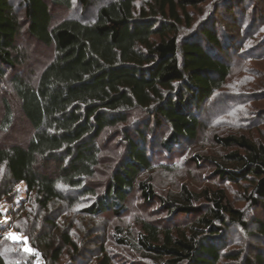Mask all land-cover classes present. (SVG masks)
Masks as SVG:
<instances>
[{"label":"trees","instance_id":"1","mask_svg":"<svg viewBox=\"0 0 264 264\" xmlns=\"http://www.w3.org/2000/svg\"><path fill=\"white\" fill-rule=\"evenodd\" d=\"M201 3L0 0V208L10 207L0 212V264H33L25 242L44 264L69 252V264H264V220L250 225L224 188L252 182L245 200L264 214V144L220 129L226 112L212 104L234 66L254 57L240 48L230 55L213 27L182 42ZM91 7L92 21L56 15ZM237 10L228 8L229 22ZM23 41L51 56L35 60ZM247 120L250 130L263 122ZM207 138L224 154L188 152ZM185 154L196 169L209 163L218 186L178 179ZM157 172L176 179L163 194ZM109 213L110 238L75 225ZM232 228L250 241L235 251ZM13 230L25 241H13Z\"/></svg>","mask_w":264,"mask_h":264},{"label":"rangeland","instance_id":"2","mask_svg":"<svg viewBox=\"0 0 264 264\" xmlns=\"http://www.w3.org/2000/svg\"><path fill=\"white\" fill-rule=\"evenodd\" d=\"M104 1L105 0H100V2ZM235 1H238V3H234ZM239 4L241 5V7L239 6ZM233 6H235V9L238 8L236 14L238 20L236 21V23L229 22V15H227L228 8ZM74 11L75 12L71 14L68 13L66 15L65 13L63 14V12L60 11L56 15L58 18H62L63 15L64 17L68 15L70 17L82 15L84 21L87 19L88 21H92L95 14V7H91L87 11L81 9H75ZM189 12L192 16L193 22L190 27L184 26L182 28V42L186 39L197 40L198 35H196V33L198 34L199 30L203 26L213 27L222 36V40L225 42L227 48H230V55H233V52L239 51L240 48V53L246 51L247 54L249 53L254 57L253 59L249 60V62H245L243 64L238 62L237 65L234 66L235 69L233 70L228 86L221 92V94L215 99V102H213L212 104L214 107L213 112L215 114L222 110L223 112H226V116L223 118L224 122H221L223 126L219 127L220 129L235 127L233 129H230L229 131L243 132L245 134L247 133L248 135L251 134L257 139V141L264 144V0H202V3L197 9H190ZM238 25L240 26L239 29H235L238 28ZM23 44H25V49L33 51L32 53H34V59L39 60L41 63L45 62L46 59L51 56V53L42 47L25 41H23ZM0 94L2 95L1 92ZM15 102L16 101H14V103ZM234 105L235 107L232 108ZM255 117L262 119L263 122L256 129L250 130L251 128H247V118L253 120V118ZM209 121L211 120L209 119ZM255 122L251 121V123ZM22 126L23 124H20L15 133L18 132L20 134V129L22 128ZM247 130L250 131L246 132ZM190 147L191 148L188 151L189 153H191V150H194V153L197 151L200 154L202 153L201 155H203L204 157H212L215 154L216 156L224 154V151L219 150L217 147H215L212 140L208 138L205 139L203 143H196L195 145H191ZM185 155V165L183 164V160L176 161L178 166H185L181 168V170H184L180 172L183 175L178 176L180 174L178 173L179 171L176 172L178 174L175 173L178 179L181 178V180L184 181V177L186 175L188 181L194 186V188H197V186H199L200 188L204 186H218V181L213 174L214 169L209 165V163H205L203 164L202 168L196 169L192 162L188 163L190 155ZM196 173H198V176ZM199 175L202 177V179H206L204 183L199 182ZM174 180L176 179L174 178L173 181ZM154 181L156 184V189L161 194L166 191V188L168 186H171V184H175L173 181H167V179H165L160 172H157L155 174ZM2 184L3 177L0 178V187ZM224 188L226 189L228 199L230 200L232 205L235 206V208L243 210L246 213V220L247 222H251L250 225H252V221L255 218L264 220V214L262 212H257L256 210L254 211L252 206H250V204L245 200V196L247 197V195L252 192V182H241L238 185L225 183ZM21 189H24L23 186L21 187ZM134 203L137 206V210L143 205L142 201H138V199H135ZM152 206V210H157L158 208H160L159 201H156ZM8 210H10V207L8 205H3L0 208V212L4 213L5 216ZM110 213L97 220L87 219L88 222H86V220H83V217H78V219L76 220L77 223L75 225L80 229L79 231H83L86 225L91 229H94L96 231L98 230V232L101 231V234L102 232H106L108 234V237L110 238L111 228L115 225V217H113ZM133 215V217H136L137 213L135 212L133 213ZM162 217L165 218L166 216ZM69 218L72 219L71 216ZM131 219L133 218H130L129 216L128 220ZM251 228H253V226H251ZM79 231H73L74 235L76 233H80ZM230 231L228 234V238L229 240L233 241L234 245H231L229 250L235 251L236 249L241 248V243L243 245V243L247 244L248 242H250L248 237H246L238 228H232V231ZM9 234L13 241H25L24 236L14 230L10 231ZM12 237L19 238L16 239ZM23 248L33 256V264H44V262H42L43 258L41 257V254L36 249L32 248L28 242H25ZM72 255L73 253L69 252V255L63 258L59 264H69V260ZM144 264L148 263L145 262Z\"/></svg>","mask_w":264,"mask_h":264},{"label":"snow or ice","instance_id":"3","mask_svg":"<svg viewBox=\"0 0 264 264\" xmlns=\"http://www.w3.org/2000/svg\"><path fill=\"white\" fill-rule=\"evenodd\" d=\"M74 2H75V0H74ZM12 238H16V239H18L19 237H12Z\"/></svg>","mask_w":264,"mask_h":264}]
</instances>
